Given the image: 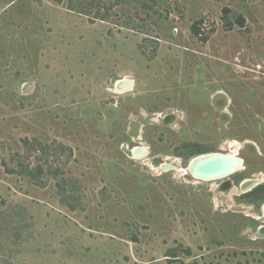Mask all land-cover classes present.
<instances>
[{
	"label": "rangeland",
	"instance_id": "1",
	"mask_svg": "<svg viewBox=\"0 0 264 264\" xmlns=\"http://www.w3.org/2000/svg\"><path fill=\"white\" fill-rule=\"evenodd\" d=\"M263 201L264 0H0V264H264Z\"/></svg>",
	"mask_w": 264,
	"mask_h": 264
},
{
	"label": "water",
	"instance_id": "2",
	"mask_svg": "<svg viewBox=\"0 0 264 264\" xmlns=\"http://www.w3.org/2000/svg\"><path fill=\"white\" fill-rule=\"evenodd\" d=\"M126 81L127 82L117 83L115 86V90L117 88L121 90L129 89L130 83L132 81L128 79ZM173 118L175 119V116L170 115V116H166L164 120L166 119L171 120ZM146 154L147 152L145 151L144 147H137L132 151V155L134 158H139V157L141 158ZM236 166H237L236 158L231 157L228 154L223 155V153H210V154L208 153L207 156L201 155L195 157L194 161L192 160V162H189L186 168L188 169L189 175L192 178H196L197 180H201V181H207V180L211 181L216 179L227 178L228 176H230L231 174H233L235 171L238 170V167ZM175 168H176L175 166L169 164H163L161 166V169L163 171H168ZM259 181L261 182V180L259 179L245 180L244 182L241 183L240 188L241 190L246 191L247 189L255 187L258 184H260ZM262 213L264 214V205L262 206ZM257 234L259 238H264V227H260L257 231Z\"/></svg>",
	"mask_w": 264,
	"mask_h": 264
},
{
	"label": "flooded vegetation",
	"instance_id": "3",
	"mask_svg": "<svg viewBox=\"0 0 264 264\" xmlns=\"http://www.w3.org/2000/svg\"><path fill=\"white\" fill-rule=\"evenodd\" d=\"M237 173V172H236ZM233 174H235V173H233ZM233 174H231L230 176H232ZM230 176H228L227 178H223V179H216V180H220V185H219V189L220 190H222V189H224V188H226V187H230V186H232V184H233V180L230 178ZM245 180H248V178H243V179H241L240 180V186H241V183L242 182H244ZM260 185V184H259ZM258 185V186H259ZM257 187V186H256ZM238 189V191L240 192V194L238 193V194H235V197L236 198H238V200L239 199H241V200H243V198L245 199L246 197H244V195L247 193V192H241V188L240 187H238L237 188ZM258 189V188H257ZM262 192V191H261ZM241 197H243V198H241ZM245 200H247V198L245 199ZM245 200H243V201H245ZM248 202V201H247ZM264 205V201H263V203H262V205H261V207H260V210H259V216H258V220H259V222H260V224H258L256 227H254V226H252V224H250L249 222H246V223H244V225L241 227V228H243V230H244V228H246V230H241V233H240V236H244L245 234H247L248 233V231L250 232H252V230H253V232H255V240H257L258 239V234H257V231H258V229L260 228V227H264V214L262 213V206ZM237 213H235V212H233L234 213V215H235V217H238V216H241L240 214H238L239 213V211H236ZM241 217H249L248 215H243V216H241ZM254 219H256V218H254ZM238 220V219H237ZM241 222V221H240ZM240 222H236L235 223V225H241V223ZM237 229H239V228H237ZM243 231V232H242ZM259 256H260V258L262 257V256H264V254L263 253H260V254H258Z\"/></svg>",
	"mask_w": 264,
	"mask_h": 264
},
{
	"label": "bare ground",
	"instance_id": "4",
	"mask_svg": "<svg viewBox=\"0 0 264 264\" xmlns=\"http://www.w3.org/2000/svg\"><path fill=\"white\" fill-rule=\"evenodd\" d=\"M125 82H127V81H125ZM131 84H132V82L130 83V86H131ZM129 86V87H130ZM118 89V93H121V92H124V90H119V88H117ZM230 155L231 157H234V158H236V160H237V166L236 167H238V170H240L241 169V165H242V160L237 156V154H236V152H229V153H224L223 155ZM208 154H206V155H203V156H207ZM201 156V155H200ZM196 157H198V156H196ZM194 159H195V157H194ZM194 159H192L193 161H194ZM192 160L191 161H189V162H192ZM190 169H191V166H190ZM237 170V171H238ZM183 171H185V172H188V169L186 168V169H184ZM237 171H235V172H237ZM234 172V173H235ZM189 173V172H188ZM207 181H209V180H207Z\"/></svg>",
	"mask_w": 264,
	"mask_h": 264
},
{
	"label": "trees",
	"instance_id": "5",
	"mask_svg": "<svg viewBox=\"0 0 264 264\" xmlns=\"http://www.w3.org/2000/svg\"><path fill=\"white\" fill-rule=\"evenodd\" d=\"M195 26H193L192 28H191V30H192V32L195 34V35H198V31L196 30V24H194ZM242 25V21L240 22V26ZM202 155H204V154H202ZM198 156H200V155H198Z\"/></svg>",
	"mask_w": 264,
	"mask_h": 264
}]
</instances>
